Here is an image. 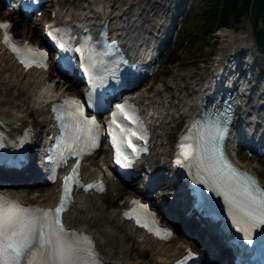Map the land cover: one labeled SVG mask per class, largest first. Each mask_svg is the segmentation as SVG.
I'll return each instance as SVG.
<instances>
[{
	"label": "bare ground",
	"instance_id": "bare-ground-1",
	"mask_svg": "<svg viewBox=\"0 0 264 264\" xmlns=\"http://www.w3.org/2000/svg\"><path fill=\"white\" fill-rule=\"evenodd\" d=\"M64 2V0H58L55 4L54 11L57 16L55 19H66L73 26H78L82 21L96 25L108 17L115 33L125 37L128 48L134 53L143 52L145 48L153 51L155 47L160 48L165 45L162 36H158L159 41L155 45L152 44L150 35L156 29L161 31V29L169 27L171 18L164 19L162 17L158 22H153L151 15L152 13L156 14L154 9L148 10L146 7L136 9V3L132 0H68L67 4ZM67 7H69V10L65 11L64 8ZM10 20L14 26H19V29L15 32L18 38L25 39L27 35L39 36L27 21L18 22L17 16H11ZM221 33L225 36L234 35L232 30H223ZM236 39L237 42L234 40L231 50L222 57L220 64L224 65L223 61L227 57L240 56L246 49L252 51L253 42L246 33L239 34ZM39 40L41 41L42 38H39ZM218 76H223V73H219ZM192 78L193 76L190 77V79ZM234 79L235 76H229L226 81L231 84ZM187 84L175 82L172 77L164 84H159L153 90V94H146L145 90L137 93L136 99L146 112H154L153 128L155 137L153 150L151 155L143 162L142 167L149 165L151 170L157 168L158 171H168V146L173 129L183 121V118L190 117L195 113L196 105L202 102L207 92V89L202 87L195 90V97H192V93L183 94L187 91L185 90ZM63 92L59 84L50 82L48 73L36 70L23 71L0 45V121L6 128L17 130L18 128L31 127L34 141L37 142L38 138L46 134L51 127L47 115L48 102L63 95ZM241 93L248 100L252 99L251 92L246 87L242 89ZM261 96H264V92ZM175 109L178 111H175ZM245 112L246 110L241 113V117H244V119L241 120V124L237 123L238 128H243V126L245 129L247 128L246 119L250 116L245 115ZM263 116L261 118H264ZM253 122L260 123L257 120H252L251 122L248 121V124H253ZM249 130L252 131L253 129L249 128ZM249 130L247 136H250ZM241 135L243 134L240 132L234 133L231 145L240 140ZM103 157L104 150L97 158H91L86 162L83 170L84 175L95 176L104 173ZM248 169L259 175L263 173L264 166H252ZM156 176L158 174L154 177ZM261 181L264 184V180ZM3 190L23 202H31L46 207L54 206L58 198V194L55 193L53 187L33 197H27L22 190ZM111 190L115 194L105 201L106 204H102L104 200L101 201V198L91 195L78 196L65 218L68 224L71 222L82 223L79 224L80 226L75 227H79L93 236L102 257L108 261H116L121 264H170L173 259L178 258L183 253V248L186 246L178 241L159 243L122 220L121 208L126 206L129 199L128 195L132 191L136 192L133 187L125 189L111 185ZM159 191L156 198L158 203L171 200L172 207L178 205L179 200L168 198L166 193L160 189ZM215 233L210 232L208 241L212 240L211 236L215 237ZM213 263L219 264L217 260H213Z\"/></svg>",
	"mask_w": 264,
	"mask_h": 264
},
{
	"label": "snow or ice",
	"instance_id": "snow-or-ice-1",
	"mask_svg": "<svg viewBox=\"0 0 264 264\" xmlns=\"http://www.w3.org/2000/svg\"><path fill=\"white\" fill-rule=\"evenodd\" d=\"M10 27L7 23L0 24V29L5 30L4 42L10 43V37L7 29ZM52 33H50L51 35ZM23 50L41 58L46 57V53L39 49H34L28 45L22 46ZM12 50L17 54L21 51V46L12 45ZM80 49H77L79 51ZM22 63L26 67H31L33 63L43 67L39 60L22 59ZM68 103V101H66ZM71 105L75 108V115L83 117V108L78 100L71 99ZM118 112H114L112 123L116 124L119 129L120 139L125 140L130 134L136 136V132L130 129L126 132L117 124L118 114H124V118L130 119L125 112L123 105H117ZM135 122V121H134ZM94 123V122H93ZM116 130H113V144L116 146L117 153L123 155L117 142ZM225 130L216 127L215 134L210 135L208 139L197 148V155L193 156L189 151L191 145L181 144V152L175 162L182 165L184 161L197 160L201 166H204V160L200 159L201 151L205 154V159H214L216 145L214 143L220 137H223ZM140 137H137L139 139ZM128 147H133L131 141H128ZM133 151L135 148L133 147ZM127 160V157H124ZM210 176L225 177V182L236 186L232 187V191L236 192L239 188L242 192V199L232 197L230 203L233 206V215L237 224L241 227L240 231L247 234L258 226L264 225V189L258 186V182L250 174L240 173L238 170L230 169L225 175V167H217L212 164L204 168ZM74 179L73 176L65 178L64 195L60 204L51 210L33 209L21 205L18 201L9 200L0 195V264H98L97 255L93 247V241L90 237L83 234H77L66 230L60 219L61 212L65 211L66 201L69 198V182ZM92 187V185H89ZM133 205H139L141 209H147L146 205H142L139 201H133ZM126 216L132 218L129 213ZM137 223L141 220L137 217ZM143 227L153 231L149 224H141ZM163 231L166 237L172 234L167 230L155 229V234L160 235ZM249 239L250 235H246Z\"/></svg>",
	"mask_w": 264,
	"mask_h": 264
},
{
	"label": "rangeland",
	"instance_id": "rangeland-1",
	"mask_svg": "<svg viewBox=\"0 0 264 264\" xmlns=\"http://www.w3.org/2000/svg\"><path fill=\"white\" fill-rule=\"evenodd\" d=\"M68 1V0H65ZM132 2H134L132 0ZM184 3L187 7L185 16L188 15V20H191V30H189V33L184 36L182 39L180 38V33L178 30L177 35L175 38H173L172 42L169 45L168 52L166 55H164L160 61H159V68L154 77H152L146 84L143 86L142 89H147L146 94H152L153 90L159 85L164 84L167 82L169 78L173 76V79H175V82H179L181 84H187V90L186 93H192V97L196 96L195 90L202 88L204 81L207 79L208 73L211 72V69H213L216 65H218L219 61H222V57L228 53L230 46L232 45V42L234 41V38L239 36V34L246 33L253 34V28H251V25H245V26H234L232 29L234 31L233 36H225L222 35V31L225 29H219L217 30L212 36H200L197 35V33L194 30V27L199 24L200 18L199 14L200 12L193 8L192 10H189V7L191 5L192 0H136L134 3H136V9H141L143 7L148 8V10L154 9V12L156 11V14L152 13L151 20L153 22L159 21L162 17H167L171 12L174 11V9L179 6L181 3ZM0 11V15H1ZM8 16V15H5ZM182 18L184 19V14H182ZM184 20L176 21V31L177 28L183 23ZM230 23H233L230 19ZM264 27V22L262 23ZM35 30V33L39 34L40 27H33ZM179 34V36H178ZM31 37V36H28ZM34 37V36H32ZM178 37V39H177ZM194 38V40H191V38ZM198 37V40H203V42H198L195 38ZM192 42V43H191ZM178 52V55L176 54ZM170 53V54H169ZM169 54V55H168ZM179 56V61L175 64H168L169 60H173L174 56ZM168 55V56H167ZM231 59V57L226 58ZM228 61V60H227ZM253 62L254 65L249 66L251 69L250 72L252 74V92L253 97H261L259 99L262 100L261 94L264 92V56L257 57L256 54L253 56ZM228 63V62H227ZM193 76L192 79L190 77ZM197 84V85H195ZM68 86V85H67ZM69 87V86H68ZM200 87V88H199ZM141 89V90H142ZM190 100V99H189ZM183 110V109H182ZM182 123L179 124L176 128L173 129V132L170 137V143L168 146V151L173 150V144L175 140V136H177L181 130H182ZM239 157L242 159V163L244 165L250 166V167H259L264 166V160L261 161H255L253 159H250L247 157L246 154H239ZM261 178L264 180V171L260 174ZM166 179V178H165ZM39 191H35L29 195L38 194ZM43 192V191H42ZM114 196V193L110 192L108 196L101 199L102 204H106V200ZM72 223V222H71ZM79 224H82L81 222H73L72 225L74 226H80Z\"/></svg>",
	"mask_w": 264,
	"mask_h": 264
},
{
	"label": "trees",
	"instance_id": "trees-1",
	"mask_svg": "<svg viewBox=\"0 0 264 264\" xmlns=\"http://www.w3.org/2000/svg\"><path fill=\"white\" fill-rule=\"evenodd\" d=\"M194 8L200 12L199 24L194 27L199 38L211 36L217 27L237 26L249 20L255 28L258 50L264 53V29H257L258 22L264 20V0H197ZM191 20L185 23L182 38L191 30Z\"/></svg>",
	"mask_w": 264,
	"mask_h": 264
}]
</instances>
